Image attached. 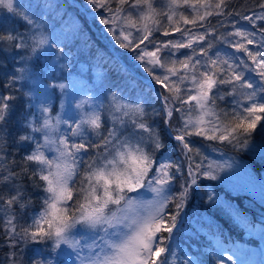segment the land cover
<instances>
[{
  "label": "snow or ice",
  "instance_id": "6c2138e0",
  "mask_svg": "<svg viewBox=\"0 0 264 264\" xmlns=\"http://www.w3.org/2000/svg\"><path fill=\"white\" fill-rule=\"evenodd\" d=\"M86 5L96 13L102 31L133 53L149 83L165 89L166 95L157 96L187 164L188 179L173 193L182 163L167 155L157 157L164 143L148 122L142 98L109 91L112 123L106 133L101 131L103 99L73 95L55 116L49 104L41 102L36 108L35 98L30 99L31 115L24 117L28 131L19 141L31 144V150L18 163L9 159L7 141L0 139V218L9 245L50 244L48 255L54 254L55 260L32 264H198L190 257L180 259L171 243L174 230L189 189L201 176L216 180L232 165L210 159L191 138L247 148L258 125L264 127V26L257 24L264 21V0L262 11L252 15L227 11L229 0H86ZM0 8L28 26L19 33L0 24V44L26 50L29 60L49 49L57 50V59L62 56L43 18L35 19L18 0H0ZM212 16H239L255 30L241 28L233 19V30L219 34L210 26ZM155 33L170 38L156 40ZM217 42L235 51L225 52ZM150 43L155 45L151 51ZM16 72L20 75L11 76L6 88L27 79V68ZM47 87L67 95L63 82ZM23 95L31 97L30 92ZM15 99L0 96V125L10 115L8 102ZM24 176L43 196L40 211L21 226L17 206L22 218L32 203L30 196L26 199ZM208 202L216 203L217 197L209 194ZM11 255V264H17L15 252ZM226 261L238 264L231 255L217 258L216 264Z\"/></svg>",
  "mask_w": 264,
  "mask_h": 264
},
{
  "label": "rangeland",
  "instance_id": "374dc122",
  "mask_svg": "<svg viewBox=\"0 0 264 264\" xmlns=\"http://www.w3.org/2000/svg\"><path fill=\"white\" fill-rule=\"evenodd\" d=\"M18 2L25 5V10L35 19L43 18V22L55 38L59 48L63 49V54L57 59V50L49 49V52L32 56L29 60L27 57L30 53L26 50L9 48L0 44V96L13 95L17 97V99L8 102L10 115L7 119L11 118L15 122L14 131L18 133V143L9 142L7 139L8 129H2L3 138L1 139H6L7 145H12L11 149L8 146L6 148L9 152V159L14 157L19 163L23 157L20 154L24 153L20 150L25 151V153L31 150L32 145L19 141V136L28 131L24 127V117L31 115L27 110V104L33 98H35L36 108L41 102L49 104L53 116L62 110V103L65 108L67 107V101L73 95L77 99L82 96L103 99L105 101V106L102 109L104 127L101 131L105 133L112 123L106 100L109 91L122 93L124 97L131 100L142 98L146 102L148 122L160 132L162 128L160 123L164 121V132L172 139L169 127L165 123L166 113L163 100L157 96V94H160L161 97L166 95L165 89L154 82L150 84V77L142 78L135 72L129 71V66L124 62L125 56L130 61H133L134 57L130 56V53L123 55L119 46L115 44L108 33L92 26L91 20L96 16V13L92 10L88 11L81 2L76 0H18ZM69 5H73L77 10L86 13L88 22H90L96 35L98 34V40L102 42L97 51L91 50V55L90 50H84L90 59L89 64L83 62L82 59H77L78 55L69 54L68 50V52L65 51L64 46L74 47L75 41H80L82 36L79 32L81 20ZM261 11L257 10L254 13ZM252 14L248 13L247 15ZM236 23L241 28L255 30L240 17L237 18ZM0 24L5 29H14L15 32L19 33H25L28 29L23 21L9 14L3 8H0ZM257 24L264 26V21H258ZM2 30L0 29V31ZM218 33L222 34V31H218ZM174 35L178 36L179 34ZM168 38L170 37H164L161 34L158 36L159 40ZM97 46L95 43V48ZM154 46L148 45L147 50L153 49ZM217 47L230 54L235 51L218 42ZM248 47L252 48L253 45H248ZM237 55L243 56V53H237ZM17 68L28 69L27 79L18 81L11 88H6L5 84L8 83L11 76L20 75L16 72ZM108 68L114 69L116 74L108 73ZM74 70H78L79 74H75ZM135 78L140 79L144 84L138 83ZM53 81L67 84L68 88L65 90L67 95L62 96L59 89H49L47 85ZM24 92H30L31 97H25ZM131 94L136 95V97H129L128 95ZM175 125L176 120L173 119L172 126ZM256 134L264 138V127L258 125L247 148H235L242 153L249 154L253 160L261 162V160L264 161V141L256 137ZM191 139L195 142L194 146L200 148L210 159L218 163L227 161L232 167L219 172L216 180L205 179L201 176L197 184L189 189L188 199L180 214L178 228L174 230V240L171 242L174 250L181 260L190 257L198 264H216L217 258L226 260L227 255H231L238 264H264V168L261 167L259 172L254 171L253 165L251 166L249 161L221 150L218 146L219 143L204 141L199 137H192ZM172 141L173 143L169 146L162 139L164 148L156 155L158 158L162 155L171 156L173 161L182 163V173L176 174L174 178V180L179 178L178 182L181 186L188 179L187 164L183 161L178 143L174 139ZM167 148H169L168 151H166ZM174 180L172 185H174ZM200 183H203L202 190ZM41 193L42 197L43 192ZM209 194H214L217 197L216 203L208 202ZM151 195V193H145L144 198L151 199ZM240 199L242 204L239 202ZM208 206L213 209L218 207L217 213L222 212L224 220L227 219L228 225L235 232L233 236L229 233V228L213 216L216 210L206 211ZM183 223L184 226L182 227ZM43 245L44 247L39 248L38 252L43 253V255L38 254V260L49 258L55 260L54 254L48 255L50 244ZM226 264H231V262L226 261Z\"/></svg>",
  "mask_w": 264,
  "mask_h": 264
},
{
  "label": "trees",
  "instance_id": "16d2710c",
  "mask_svg": "<svg viewBox=\"0 0 264 264\" xmlns=\"http://www.w3.org/2000/svg\"><path fill=\"white\" fill-rule=\"evenodd\" d=\"M77 2H81V4L83 5L84 8H87L88 11H91V9L86 5V0H76ZM261 3V0H229V7L227 9V11L236 13L239 12L241 14H248V13H254L257 12V10H261L259 8V4ZM70 8H72L77 15L79 16V19L81 20V25H80V33L82 34L80 41H75L76 45L74 47H67L64 46L66 48V52H68L69 54H76L77 59H82L83 62L85 63H90V59L88 57V55L84 52V50H90V55L91 50L94 49V52L97 51L99 49V46L101 45L102 42H100L98 40V34L96 35V32H94L93 27H95L96 29L100 30L103 29L104 26L99 24V20L94 19V17L92 18L91 22H92V26L90 25V22H88V19L86 17V15L84 14V12L77 10L76 7H74L73 5H69ZM99 14L100 15H104V11L103 9L99 10ZM239 16H230V17H216V16H212L210 17V21H211V25L210 26H214L218 29V31H222V34L226 33V32H230L232 31V27L230 25V21H232L233 19L237 20ZM220 23V24H219ZM221 23L224 25V27H221ZM160 35V33H155L154 34V38L156 40L158 39V36ZM95 43H97V47L95 48ZM148 45H154L152 43L148 44ZM147 45V46H148ZM121 53L123 52V55H127L126 53H130V56H133L132 52H129L126 49H121L119 48ZM68 50V51H67ZM148 50H153V49H148ZM124 62L126 63V65L129 66V71L131 72H135L137 75H139L142 78H145L147 76V73L144 72L143 67L139 66V63L137 61H135V59L133 61H130L128 57L125 56V60ZM131 72V73H132ZM108 73L110 74H116L114 72V69H110L108 68ZM148 77V76H147ZM135 80L138 83H142L140 79L135 78ZM129 97L135 98L136 95H128ZM221 107H224L223 104H221ZM161 120H163V118H161ZM159 123V122H158ZM161 128L160 132L162 134V139L165 142V144L169 145L173 143L172 139L168 136V134H166V132H164V121H162L160 123ZM1 127V133H0V139L3 138L2 136V129H8L9 133L7 136V139L9 142H13L14 144H17V136L18 133L14 131V127H15V122L14 120L7 119L6 122L0 126ZM256 137H258L259 139L264 141V138H261V136L259 134L255 135ZM8 147H12L11 144L7 145ZM219 148L229 154H234V155H238L240 156L242 159H246L247 161L250 162L251 166L253 165V169L254 171H260V168H264V161L261 160H253L252 157L247 154V153H242L241 151H239V149L235 148V147H231L230 145L227 144H218ZM170 148V147H169ZM169 148H167L166 151L169 150ZM20 152H24L23 150H20ZM9 153V152H8ZM12 153V152H11ZM22 153L20 154V156H24L25 154ZM23 158V157H22ZM21 158V160H22ZM18 170V169H17ZM179 178H177L176 180H174V187H173V193H178L180 191L181 186H179ZM23 184L25 185L26 189H27V193H26V199L30 196L32 203L29 206V208L23 213V217L21 218V214L19 212V208L17 206V222L18 225H25L26 223H30L31 222V215L39 212V210L42 207V203H41V195H42V191L40 189H35L32 187V182L28 180L27 176L23 177ZM203 183H200V188L201 190L203 189ZM219 191V190H218ZM227 197H229L228 194H226ZM202 202V201H201ZM240 204L241 203V199L239 200ZM193 205V204H192ZM174 207V206H172ZM213 208H211L210 206L207 207V212L209 211H215L216 209H218V207H216L215 209L211 210ZM171 210V208L169 209ZM199 212V211H198ZM218 210H216L214 212V215L218 221L220 223H222L224 226H227L230 230V234L233 236V234H235V232L232 231L231 226L228 225L227 223V219L224 220V215L222 214V212L217 213ZM186 224V221H185ZM184 226V223L182 225V227ZM48 245V244H47ZM46 245V246H47ZM44 247L43 244H37L34 242H28V243H19L15 248L11 247L9 245V241L7 238V235L5 233V230L3 228V222H2V218H0V264H11L12 262V253L15 252L16 254V260H17V264H32L33 260H38V252H39V248L42 249Z\"/></svg>",
  "mask_w": 264,
  "mask_h": 264
}]
</instances>
